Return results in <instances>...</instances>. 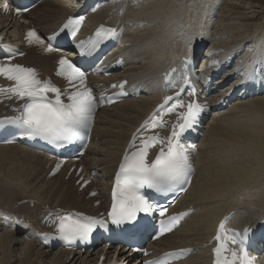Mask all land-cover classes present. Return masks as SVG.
I'll list each match as a JSON object with an SVG mask.
<instances>
[{
    "label": "bare ground",
    "instance_id": "bare-ground-1",
    "mask_svg": "<svg viewBox=\"0 0 264 264\" xmlns=\"http://www.w3.org/2000/svg\"><path fill=\"white\" fill-rule=\"evenodd\" d=\"M219 1L104 0L95 13H86L80 35L91 33L100 24L122 29L120 43L105 58L114 62L122 57L125 61L121 70L109 77H89V85L103 90L109 85L117 89L123 83L125 91L140 92L98 111L92 140L72 172V165H67L50 175L53 162L44 154L18 144L0 145V264H97L99 257H105L106 264L115 255L120 264L132 258L125 247L107 245L106 241L92 250H68L59 245L51 257L42 235L50 233L55 217L66 211L95 216L107 212L109 182L122 153L161 101L165 76L172 72L181 78L184 66L192 80L212 75L211 90L226 82L218 94L198 97L199 104L210 105L233 92L239 97L228 108H210L211 118L192 153V183L175 205V209L192 208L193 212L175 231L148 246L157 252L192 247L179 264H210V240L222 218L228 216V224L236 228L264 218V170L260 168L264 164V29L257 32L254 24V34L249 29L258 10L250 14L241 3L226 0L219 10L224 30L217 25L210 33L208 21L211 14L218 16ZM82 3L41 0L21 17L0 13V51L13 56L23 53L12 63L32 67L42 79L49 76L66 86L55 76L59 54L45 52L39 44H27L24 30L33 27L46 36L81 9ZM227 27L235 35L232 45L224 39ZM218 37L224 41L214 42ZM210 38L201 67L192 71L186 60H195ZM247 42L252 45L243 49ZM220 47L225 51L220 53ZM240 52L245 56L239 57ZM5 56L0 57V64ZM234 59L241 61L239 67L227 69ZM11 85L0 77V87ZM196 86L202 88L201 83ZM20 103L0 97V114L15 113ZM259 264H264V255Z\"/></svg>",
    "mask_w": 264,
    "mask_h": 264
},
{
    "label": "snow or ice",
    "instance_id": "snow-or-ice-1",
    "mask_svg": "<svg viewBox=\"0 0 264 264\" xmlns=\"http://www.w3.org/2000/svg\"><path fill=\"white\" fill-rule=\"evenodd\" d=\"M0 10L4 12L10 10L7 0H0ZM14 11L16 14L20 12L19 9ZM82 20L83 17L75 19L70 17L61 31L68 29L74 34L75 26L79 25ZM117 36V29L106 28L101 25L96 31L97 40L93 43L92 48L94 49L98 43L106 38ZM52 38L49 37V39ZM25 39L30 45H44V40L37 35L35 30H29ZM83 44L82 41L79 47L83 48ZM44 51L53 52L56 49L49 45L44 48ZM91 51L92 49L88 50L89 53ZM20 55L23 54L20 53ZM58 65L56 75L64 77L73 87L74 90L70 93L62 92L50 80L38 79L35 70L32 68H26L19 64H0V77L14 82L10 87H0V97L15 98L21 101L19 107L13 110L18 114L0 118V126L15 125L20 129L21 136L39 137L52 144L70 143L81 135L82 129H91L96 108L104 102L103 95L99 101L94 97L92 89L86 86L85 74L69 60L61 57ZM184 82L188 83L187 79ZM113 87L117 86L113 85ZM119 87L123 89V83ZM49 93L53 96L50 97ZM65 94L67 95V103L62 99V95ZM177 95L179 94L177 93ZM189 95L194 96L195 89ZM170 100L172 97H165L164 104H168ZM177 108H186V110L177 112ZM163 109L164 105H159L141 124L140 128L133 133L128 148L120 161L112 189L111 208L107 213L108 218L115 225L135 221L137 213L152 212V206L141 195V189H155L158 192L169 191L177 186L182 188L183 185L190 183L193 171L190 154L195 151V148L191 145L185 146L180 141L183 133L196 122L203 108L195 101L189 102L187 105L182 102L174 103L166 109L168 113H176V122L172 124L170 133L166 137H161L159 133H155L139 138L138 133L149 128V126L152 129L166 126V122L160 114ZM138 138L140 139L139 146L136 144ZM157 145H159V151L154 158L150 159L149 148ZM59 167L60 165L57 164L56 168ZM160 215L163 216L164 212L161 211ZM186 215H188L187 212H182L169 217L167 220H161L160 234L170 232ZM4 219L14 218L5 216ZM228 219L229 217L225 216L217 228L214 237L217 245L213 249V264H253L246 246L251 228L246 227L242 232L226 229L225 225ZM53 224L55 236L69 243L77 239H87L97 225L104 226V221L93 216H86L83 213H68L57 215ZM49 236V233L42 235L45 243L48 242ZM228 240H231L237 247L229 248ZM191 251V249H180L176 252L166 253L165 256L167 258H179L182 254ZM151 264H169V260L153 261Z\"/></svg>",
    "mask_w": 264,
    "mask_h": 264
},
{
    "label": "rangeland",
    "instance_id": "rangeland-1",
    "mask_svg": "<svg viewBox=\"0 0 264 264\" xmlns=\"http://www.w3.org/2000/svg\"><path fill=\"white\" fill-rule=\"evenodd\" d=\"M235 1H237L238 3H241V5L242 6H245V7H242L243 9L244 8H246V11L248 10L249 12H251L250 14H252L254 11H259V14L257 15V13H253L254 14V17H256L255 19H251L249 22H251L250 24H252L250 27H249V29H251V32H253L252 34H254V27H252L253 26V24L256 26L257 25V29H258V31L257 32H260L261 30L263 31V29H264V0H241V2H240V0H235ZM251 3V4H254V6L252 7L251 6V4H248L249 2ZM225 2H226V0H220L218 3H219V7L216 9V12H217V10H218V12H217V14H218V16L217 15H214V14H211V17H210V19H209V21H208V26H209V29H210V33L212 32V31H214L215 29L214 28H217V25H218V29L221 31V30H224L223 29V27H225V21H224V24L221 22V20H222V18L221 17H219V14H220V12H219V10L220 9H222L223 8V6H224V4H225ZM245 2V3H244ZM248 5V6H247ZM250 6V7H249ZM173 10V9H172ZM174 11V10H173ZM166 15V14H165ZM257 15V16H256ZM221 18V19H220ZM162 19V18H161ZM219 20V21H218ZM255 20V21H254ZM218 21V22H217ZM220 25V26H219ZM222 25V26H221ZM263 25V26H262ZM261 29V30H260ZM231 30L232 29H230V28H228L227 27V29H225V38L224 39H226V41L229 43V44H233L234 43V41H231L232 40V38H234L235 37V35H233V34H231V33H234V32H231ZM230 33V34H229ZM228 35V36H227ZM230 35H232V36H230ZM245 35V34H244ZM231 37V38H230ZM222 38V37H221ZM221 38H217V41L215 40L214 42H216V43H220V42H218V40L220 41V40H222ZM224 39L222 40V41H224ZM211 41H212V38H210L209 39V41H207V42H205L204 44H203V46L201 47V49H200V51H199V55L197 56V58H196V61H195V67H193L192 68V70H199V68L201 67V65H202V62H203V59H201V58H203L204 56H206V55H204L206 52H207V45L209 44V43H211ZM237 41H239V39L237 40ZM222 43V42H221ZM252 42H247V43H245L246 45H245V47L243 48V49H246V47H249V46H251L252 44H251ZM218 51L220 52V53H222L223 51H225V49H223L222 47H220L219 49H218ZM242 51V50H241ZM213 52L214 51H211V55L213 54ZM244 54V52L243 53H239L238 54V56L239 57H243V56H245V55H243ZM214 55H216V54H214ZM213 55V56H214ZM211 57V56H210ZM236 58V57H235ZM234 63H232V64H230V65H226V67H227V69H229V68H232L233 66L235 67V68H237V67H239V65H240V63H241V61H237L236 62V59H234ZM225 83L226 82H224V84H220V85H217L213 90H212V92H211V95H213V94H218L219 93V89L220 88H222L224 85H225ZM237 97H238V95H237ZM237 97H235V98H237ZM228 108V107H227ZM211 118V116L209 115V112H208V114H207V122L209 121V119ZM206 122V123H207ZM260 168H262V170H264V164H263V166L261 167L260 166ZM65 180H67V178H65ZM56 249H54V247H51V249H50V256L51 255H53V253H54V251H55ZM18 251H19V247H18ZM17 251V252H18ZM52 257V256H51ZM50 257V258H51ZM15 263V262H14ZM18 262L16 261V263L15 264H17Z\"/></svg>",
    "mask_w": 264,
    "mask_h": 264
}]
</instances>
